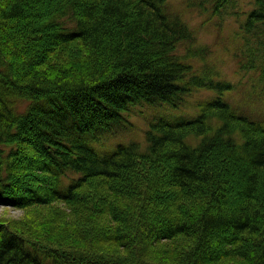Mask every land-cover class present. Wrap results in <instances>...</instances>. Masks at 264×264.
I'll return each instance as SVG.
<instances>
[{
  "label": "trees",
  "instance_id": "obj_1",
  "mask_svg": "<svg viewBox=\"0 0 264 264\" xmlns=\"http://www.w3.org/2000/svg\"><path fill=\"white\" fill-rule=\"evenodd\" d=\"M172 3L0 0V203L86 209L84 189L106 187L97 204L114 225L92 236L124 249L46 246L0 223V264H264V118L227 99L243 77L219 80L184 17L234 20L231 58L264 98V0H181L180 13ZM200 91L212 97L190 103ZM143 105L196 116L159 118L99 156L97 135L126 131ZM178 237L192 242L170 261L146 258Z\"/></svg>",
  "mask_w": 264,
  "mask_h": 264
},
{
  "label": "rangeland",
  "instance_id": "obj_2",
  "mask_svg": "<svg viewBox=\"0 0 264 264\" xmlns=\"http://www.w3.org/2000/svg\"><path fill=\"white\" fill-rule=\"evenodd\" d=\"M172 4L178 11L177 13L184 11L181 0H173ZM172 10L174 9L172 8ZM185 15L184 17L192 29L191 34L195 37V44L192 47L207 48L209 54L205 57L206 63L215 68L219 80L224 83L226 81L236 83L241 76L243 77L237 88L230 93L231 95L229 94L230 96H227V99L233 106L237 105L250 117L258 120L264 118V98L259 97V94L262 95L263 88L256 81V74L241 75L236 63L231 58L232 53L239 47V43L237 44L233 40L236 31L234 20L229 18L223 20L222 24H215V20L208 19L207 14L201 16L198 11H185ZM62 52L66 54L65 51ZM51 58L64 61L62 53H55ZM194 62L200 63L197 59ZM210 97H212L210 93L200 91L189 102L202 101ZM138 110L139 119L127 120L122 123L126 131L119 130L117 132L111 129L97 135L101 139L100 145L95 146V152L99 156L112 154L120 144L125 142L142 140L144 132L159 118L169 123H180L196 116L193 110L189 117H184L183 113L171 109L167 105H143ZM93 187L84 189L86 194L94 197L87 199L86 209L66 204L60 200L47 205H33L25 208L0 203V223L42 245L57 248L87 247L92 252L98 251L105 255H122L124 249L114 242L101 243L98 242L99 240L93 239L94 230H98L97 232L100 233L103 229L114 225L107 213L104 212L105 209H101L97 204L99 195H103L104 199L109 201L107 197L110 195L109 192L106 187ZM185 239L178 237L172 241L161 240L148 248L146 258L155 263L170 261L174 256L172 254L177 253L176 249L186 247L192 242ZM217 264H245V262L239 258L231 257L223 259Z\"/></svg>",
  "mask_w": 264,
  "mask_h": 264
},
{
  "label": "bare ground",
  "instance_id": "obj_3",
  "mask_svg": "<svg viewBox=\"0 0 264 264\" xmlns=\"http://www.w3.org/2000/svg\"><path fill=\"white\" fill-rule=\"evenodd\" d=\"M175 41V40H174ZM225 47V46H224ZM225 49V48H224ZM47 62V61H46ZM180 62V61H179ZM213 62H215V60H213ZM46 64V63H45ZM185 67V66H184ZM211 68V67H210ZM214 68V67H213ZM213 71V70H212ZM217 72V71H216ZM210 73H211V71H210ZM111 192V191H110Z\"/></svg>",
  "mask_w": 264,
  "mask_h": 264
}]
</instances>
